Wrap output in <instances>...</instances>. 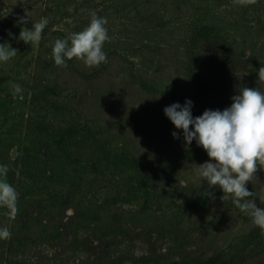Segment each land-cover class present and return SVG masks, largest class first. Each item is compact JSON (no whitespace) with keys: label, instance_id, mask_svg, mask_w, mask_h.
Here are the masks:
<instances>
[{"label":"rangeland","instance_id":"374dc122","mask_svg":"<svg viewBox=\"0 0 264 264\" xmlns=\"http://www.w3.org/2000/svg\"><path fill=\"white\" fill-rule=\"evenodd\" d=\"M92 13L107 62L55 65L54 41ZM41 18L38 45L18 38ZM201 29L234 51L223 109L239 88L264 91V0H0V43L17 50L0 62V165L18 193L14 219L0 207V264H264V231L201 181L209 158L162 111L192 101ZM253 178L264 207V165Z\"/></svg>","mask_w":264,"mask_h":264},{"label":"clouds","instance_id":"9594fccd","mask_svg":"<svg viewBox=\"0 0 264 264\" xmlns=\"http://www.w3.org/2000/svg\"><path fill=\"white\" fill-rule=\"evenodd\" d=\"M27 22L25 17L16 20L17 24ZM106 23L105 18L92 13L83 30L72 33L68 38L56 39L52 45L54 64L63 67L72 58L82 60L90 67L106 63L107 53L103 45L110 39ZM47 24V18H41L39 22L32 23L31 28L23 27L18 38L26 44L38 45ZM16 54L17 50L7 42L0 43V62H7ZM230 99V105L224 109H205L195 117L192 115L193 102L187 98L183 104L174 102L162 111L174 129L180 130L172 131V137H182L185 145L195 141L209 158L197 165L196 174L201 181H206L209 187L218 186L223 193L222 201L231 200L236 208L251 217L255 226L264 231V207H257L252 199L255 198L254 193L246 187V182L254 179L257 167L264 165V91L243 87ZM7 173V166L0 165V207L6 208L8 216L14 219L18 211V193L7 182ZM206 195L213 196L210 192ZM10 237L9 228L0 227V240Z\"/></svg>","mask_w":264,"mask_h":264},{"label":"trees","instance_id":"16d2710c","mask_svg":"<svg viewBox=\"0 0 264 264\" xmlns=\"http://www.w3.org/2000/svg\"><path fill=\"white\" fill-rule=\"evenodd\" d=\"M190 43L192 55L187 71L194 86L192 113L199 116L205 109L222 110L230 92L229 68L234 51L208 29L194 33ZM196 195L206 198L203 191Z\"/></svg>","mask_w":264,"mask_h":264}]
</instances>
